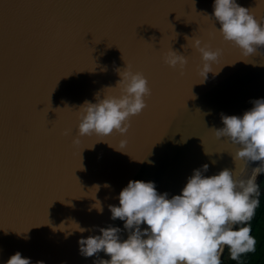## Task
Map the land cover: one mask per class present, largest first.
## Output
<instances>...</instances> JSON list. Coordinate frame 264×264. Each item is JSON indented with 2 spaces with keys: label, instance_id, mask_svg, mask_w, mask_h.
I'll list each match as a JSON object with an SVG mask.
<instances>
[{
  "label": "water",
  "instance_id": "water-1",
  "mask_svg": "<svg viewBox=\"0 0 264 264\" xmlns=\"http://www.w3.org/2000/svg\"><path fill=\"white\" fill-rule=\"evenodd\" d=\"M212 3L0 0V264L16 251L33 264H93L78 239L109 224L126 237L109 205L130 179L172 195L205 162L206 174L234 167L235 146L209 127L264 97V48L245 57L222 39L212 27L219 22L205 19ZM195 37L222 49L205 80ZM171 47L189 58L182 71L163 61ZM129 64L148 77L152 95L131 117L127 143L116 131L74 142L79 106L98 91L118 93L116 69Z\"/></svg>",
  "mask_w": 264,
  "mask_h": 264
},
{
  "label": "clouds",
  "instance_id": "clouds-1",
  "mask_svg": "<svg viewBox=\"0 0 264 264\" xmlns=\"http://www.w3.org/2000/svg\"><path fill=\"white\" fill-rule=\"evenodd\" d=\"M212 9L211 14H204L219 22V27L215 22L214 26L222 39L238 47L243 56L264 48V18L258 20L238 0H213ZM190 47L200 53L198 71L205 80L222 49L213 48L200 37L193 38ZM162 58L181 71L189 59L172 47ZM116 71L120 76L115 84L118 93L98 91L94 101L86 99L79 106L74 142L80 136H108L116 131L121 134V146L127 143L131 117L144 110L151 87L148 77L132 66ZM251 103L242 114L221 113L222 126L209 127L217 139L235 146L230 152L234 167L206 174L209 164L205 162L193 169L180 192L172 195L158 191L154 181L130 179L118 194L119 203L109 205L111 219L123 221L126 237L118 225L96 226L98 234L79 237L81 254H95L93 264H222L225 250L232 260L255 252L257 239L250 221L260 205L264 185V97ZM100 251L110 259L100 257ZM4 264L33 262L16 251Z\"/></svg>",
  "mask_w": 264,
  "mask_h": 264
},
{
  "label": "trees",
  "instance_id": "trees-1",
  "mask_svg": "<svg viewBox=\"0 0 264 264\" xmlns=\"http://www.w3.org/2000/svg\"><path fill=\"white\" fill-rule=\"evenodd\" d=\"M250 223L252 234L257 239L256 251L242 254L239 260H232L228 256L227 250H225L222 256V264H264V185L261 189L260 205L257 207L256 214Z\"/></svg>",
  "mask_w": 264,
  "mask_h": 264
},
{
  "label": "snow or ice",
  "instance_id": "snow-or-ice-1",
  "mask_svg": "<svg viewBox=\"0 0 264 264\" xmlns=\"http://www.w3.org/2000/svg\"><path fill=\"white\" fill-rule=\"evenodd\" d=\"M257 8H259L261 10V12H264V0H256V4L254 7H251L250 8V11L253 12L254 15H257L258 19H260V13L257 11ZM205 19H211L210 17H205ZM212 27L215 28L214 26V22L212 24ZM216 31H218L216 29ZM129 66H132L131 64H129ZM112 89L115 90V89H118L117 86H112ZM152 95V94H151ZM151 95L149 96V99H151ZM162 101H163V97H161ZM149 108V104L148 102L146 101V106L144 108V110L142 112H140L139 114H137V116H140V115H143L144 114V111L147 110ZM57 113H56V118H57ZM55 118V119H56ZM54 121V120H53ZM131 127V123H130V126L129 128ZM66 132L69 131L68 129L65 130Z\"/></svg>",
  "mask_w": 264,
  "mask_h": 264
}]
</instances>
